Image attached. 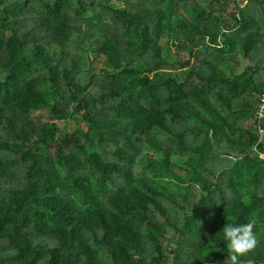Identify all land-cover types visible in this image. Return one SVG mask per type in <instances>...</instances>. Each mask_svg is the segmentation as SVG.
<instances>
[{
    "label": "trees",
    "instance_id": "16d2710c",
    "mask_svg": "<svg viewBox=\"0 0 264 264\" xmlns=\"http://www.w3.org/2000/svg\"><path fill=\"white\" fill-rule=\"evenodd\" d=\"M263 102L264 0H0V264H264Z\"/></svg>",
    "mask_w": 264,
    "mask_h": 264
},
{
    "label": "clouds",
    "instance_id": "9594fccd",
    "mask_svg": "<svg viewBox=\"0 0 264 264\" xmlns=\"http://www.w3.org/2000/svg\"><path fill=\"white\" fill-rule=\"evenodd\" d=\"M255 221L247 223L228 222L223 228L224 240L230 253L228 259L231 264H239V258L254 250L258 245V236L254 231Z\"/></svg>",
    "mask_w": 264,
    "mask_h": 264
},
{
    "label": "built area",
    "instance_id": "2783aa9c",
    "mask_svg": "<svg viewBox=\"0 0 264 264\" xmlns=\"http://www.w3.org/2000/svg\"><path fill=\"white\" fill-rule=\"evenodd\" d=\"M237 2L240 4V7H243L246 4V0H237ZM263 111H264V102L262 103V105L260 107V110L258 111L259 118L263 117ZM258 133H259L258 142H260V141H262V139L264 137V129L263 128H259ZM259 156L261 158H264V153H260Z\"/></svg>",
    "mask_w": 264,
    "mask_h": 264
},
{
    "label": "rangeland",
    "instance_id": "374dc122",
    "mask_svg": "<svg viewBox=\"0 0 264 264\" xmlns=\"http://www.w3.org/2000/svg\"><path fill=\"white\" fill-rule=\"evenodd\" d=\"M102 58H99V59H97V60H101ZM42 114H44V110H38V111H35L34 112V115L35 116H38V115H42Z\"/></svg>",
    "mask_w": 264,
    "mask_h": 264
},
{
    "label": "water",
    "instance_id": "95a60500",
    "mask_svg": "<svg viewBox=\"0 0 264 264\" xmlns=\"http://www.w3.org/2000/svg\"><path fill=\"white\" fill-rule=\"evenodd\" d=\"M222 155H224V156H230V154L227 153V152L222 153Z\"/></svg>",
    "mask_w": 264,
    "mask_h": 264
}]
</instances>
